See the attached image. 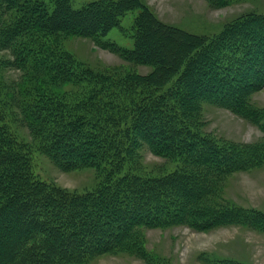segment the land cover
<instances>
[{"label": "trees", "instance_id": "obj_1", "mask_svg": "<svg viewBox=\"0 0 264 264\" xmlns=\"http://www.w3.org/2000/svg\"><path fill=\"white\" fill-rule=\"evenodd\" d=\"M72 1L0 0V69L21 73L0 91V264L139 256L148 229L260 221L210 198L227 175L259 166L263 151L216 141L196 124L205 102L263 118L249 98L264 88V16H241L207 38L163 23L142 0ZM133 11L134 47L105 40L115 28L125 33L122 19ZM73 36L152 70L94 72L58 50ZM16 114L33 146L12 131ZM142 148L175 168L123 173ZM34 151L65 171L94 168L103 181L82 192L47 183L34 175Z\"/></svg>", "mask_w": 264, "mask_h": 264}, {"label": "rangeland", "instance_id": "obj_2", "mask_svg": "<svg viewBox=\"0 0 264 264\" xmlns=\"http://www.w3.org/2000/svg\"><path fill=\"white\" fill-rule=\"evenodd\" d=\"M51 3L52 0H43ZM96 0H73L79 8ZM165 24L186 32L210 38L226 25L241 16L257 14L264 16V0H142ZM138 11L130 12L122 19L120 28L113 29L105 40L122 48L132 49V19ZM59 51H64L92 69L105 73L112 70L135 72L146 75L152 68L131 65L108 48L99 47L85 37L60 39ZM3 56H7L5 53ZM0 54V56L2 57ZM4 59V58H3ZM127 68V69H126ZM21 73L15 69L1 67V87L14 86ZM250 106L263 114L262 119L244 118L230 109L217 104L203 103L198 117V129L221 143L258 146L264 154V88L250 98ZM9 114L10 107L6 106ZM13 124L12 131L20 139L33 146L29 130L22 119ZM35 149V148H34ZM33 172L41 180L58 187L79 192L93 190L103 181V175L94 168L65 171L41 152H33ZM175 163L157 156L148 148H142L135 156L133 165L126 164L123 173L133 170L139 174L161 175L175 168ZM210 204L217 207H232L250 210L260 217L252 225L229 224L210 230L199 231L186 225L148 229L144 233L142 255L111 253L95 258L86 264H264V160L248 171L235 172L224 177L216 187ZM229 261V262H228Z\"/></svg>", "mask_w": 264, "mask_h": 264}]
</instances>
